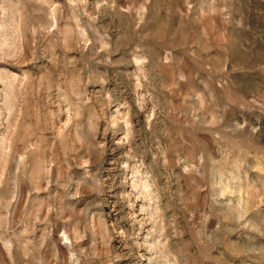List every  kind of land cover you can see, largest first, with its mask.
Returning a JSON list of instances; mask_svg holds the SVG:
<instances>
[{"label": "rangeland", "instance_id": "1", "mask_svg": "<svg viewBox=\"0 0 264 264\" xmlns=\"http://www.w3.org/2000/svg\"><path fill=\"white\" fill-rule=\"evenodd\" d=\"M0 264H264V0H0Z\"/></svg>", "mask_w": 264, "mask_h": 264}]
</instances>
